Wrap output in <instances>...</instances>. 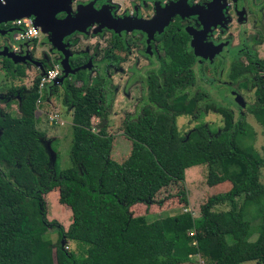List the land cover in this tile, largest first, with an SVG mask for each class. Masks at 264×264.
Returning <instances> with one entry per match:
<instances>
[{
  "label": "trees",
  "instance_id": "trees-1",
  "mask_svg": "<svg viewBox=\"0 0 264 264\" xmlns=\"http://www.w3.org/2000/svg\"><path fill=\"white\" fill-rule=\"evenodd\" d=\"M174 42L170 53L176 61L163 88L152 87L150 104L137 119L125 122L124 136L132 149L123 161L114 158L116 137L108 130L113 90L104 89L105 81L92 79L84 69L74 81L64 82L62 101L73 108L72 165L66 169H58L57 160L52 163L43 141L46 133L38 127L42 74L30 86L16 85L18 73L5 58L12 82L8 90L20 95V114L5 109L11 101L1 94L0 264H184L198 254L202 264H264V156L253 143L256 131L243 111L236 114L209 102L205 109L216 108L224 125L213 130L201 124L181 132L178 117L197 118L203 108L201 95H180L194 80L188 71L193 56ZM72 61L79 64L80 59ZM44 64L46 71L51 69ZM239 69L236 63L235 78ZM252 84L256 98L247 110L264 131V77L252 79ZM59 88L54 84L52 90ZM201 164L220 171L219 177L210 172L211 186L230 181L232 187L209 197L200 215L194 209V215L180 211L150 221L148 214L133 212L135 206H163L174 199L189 208L186 170ZM173 188H179L177 195ZM166 190L171 193L159 200ZM51 191L73 213L68 229L48 218ZM219 205L229 208L217 210ZM73 242L78 249L70 247Z\"/></svg>",
  "mask_w": 264,
  "mask_h": 264
},
{
  "label": "flooded vegetation",
  "instance_id": "flooded-vegetation-1",
  "mask_svg": "<svg viewBox=\"0 0 264 264\" xmlns=\"http://www.w3.org/2000/svg\"><path fill=\"white\" fill-rule=\"evenodd\" d=\"M192 10L196 13L190 14ZM24 13H32L43 34L49 29L58 39L65 33L62 43L72 53V68L87 65L84 70L90 77L105 81L104 89L111 88L114 96L127 87L129 94L133 87H139L131 119H137L150 104L152 87L163 88L170 65L176 61L170 53L176 40L184 54L188 50L193 56L188 71L193 72L194 80L180 95H201L199 104L204 102V109L208 101L217 104L219 100L235 111L231 99H243L256 91L252 79L264 77V0H0V50L7 47L20 59L15 62L0 56V71L7 76L5 58H9L17 80L25 79L28 72L34 74V67L42 74L45 62L50 66L59 63L62 73L58 78L65 75V55L51 39L42 59L36 57L39 44L35 39L16 40L22 26L15 24V17ZM27 54L29 60H21ZM77 56L79 64L72 61ZM236 63L240 69L235 78ZM252 65L256 66L253 71ZM75 75L70 73L59 84L62 94L64 82L74 81ZM179 76H185L184 68ZM169 90L165 91L167 96ZM4 94L20 103L16 92L7 90Z\"/></svg>",
  "mask_w": 264,
  "mask_h": 264
},
{
  "label": "rangeland",
  "instance_id": "rangeland-1",
  "mask_svg": "<svg viewBox=\"0 0 264 264\" xmlns=\"http://www.w3.org/2000/svg\"><path fill=\"white\" fill-rule=\"evenodd\" d=\"M48 38L49 35L45 32L41 33V42L37 49V59H42L43 55L48 50ZM264 50V46L261 47ZM0 60V65H1ZM1 67V66H0ZM35 70V71H34ZM34 74H30L28 72L25 79L15 80L14 83L16 85H26L30 86L34 80L35 74H41L39 67H34ZM33 73V72H32ZM208 73V72H207ZM11 78L4 75L3 70L0 71V94H4L7 92L9 85L11 84ZM115 83H118V80H115ZM124 84V82H121ZM8 85V86H7ZM115 85V84H114ZM7 86V87H6ZM54 85L48 87V90H44V96L42 97V103L40 104L39 109L37 110V116L40 121L38 127L45 131L44 143L47 147L49 153H51L53 159L55 158L57 162L58 169H66L72 165L71 161V147L73 143V108L67 107L62 101V91L59 88L58 92L53 91ZM129 88V89H128ZM126 90V88H125ZM121 91L119 94L114 96V101L111 104L110 114L108 116V125H109V133L113 134L116 137L115 147H114V158L118 161H123L131 152L132 149V141L128 140L124 136V127L126 119L135 114L136 106H137V95L140 94L139 87H133L131 94ZM130 90V87H127V92ZM48 95V96H47ZM256 94L255 90H252L250 93L246 94L243 99L246 102V106H243L237 99H231L233 101V105L235 108L236 114H238L239 109H241L244 113H246L247 120L254 127L256 131V136L253 141L256 149L260 151V153L264 156V131L262 126L256 121L254 116L250 114L247 110L250 104L255 102ZM217 101V100H216ZM210 102V101H208ZM218 103L214 102L216 105H222V103L218 100ZM18 101L11 100V103L8 106H5V109L10 110L13 114L19 115V105ZM204 103V102H203ZM203 103L200 105L202 106ZM199 117L195 118L191 115H182L178 117V126L182 133L187 134L190 130L194 129L197 125H207L213 130H217L218 128L224 125L222 115L217 111L216 108L205 110L204 106H202ZM58 114L61 121L51 124L50 115ZM98 121V120H96ZM97 127H95L96 129ZM215 171L214 176L219 177V169L217 167H211L207 164L196 165L188 168L186 170V190L187 196L190 200L189 207L193 210L197 211L196 213L200 215L201 213V205L205 203L209 197L214 194L224 192L228 190V187H232V183L227 181L225 183L217 184L211 186L209 183L210 172ZM261 180L264 183V167L261 171ZM181 189L185 190V187H181ZM176 195L179 188H173ZM167 193H171L170 190H166V192H161L158 199H162L166 196ZM48 200V218L50 220H56L60 222L65 229H68L73 222V213L64 207L58 198L57 191H51L47 196ZM136 205H142L136 204ZM228 205H219L216 207L217 210H225L228 209ZM179 210L184 211V207L178 201V199H174L166 202L163 206H159V204L147 206H135L133 208V212L136 214H148V220L152 221L157 218L168 216L169 214H175ZM256 224V222L254 221ZM253 223V225H254ZM52 233V234H51ZM50 233L51 237L54 239H58L56 236V232L53 231ZM257 238L255 234L252 239ZM70 244V243H69ZM67 247V246H66ZM69 247V246H68ZM67 247V248H68ZM72 249H78L77 243L70 244ZM199 255L194 256L192 262L184 263V264H200ZM238 264H259L257 260H249L243 261Z\"/></svg>",
  "mask_w": 264,
  "mask_h": 264
},
{
  "label": "built area",
  "instance_id": "built-area-1",
  "mask_svg": "<svg viewBox=\"0 0 264 264\" xmlns=\"http://www.w3.org/2000/svg\"><path fill=\"white\" fill-rule=\"evenodd\" d=\"M15 24L22 26L16 34V40H28V39H37V43L40 44L41 42V29L35 25V20L32 16H26L15 20ZM62 73V68L59 63L52 65L51 69L47 70L46 72L42 73V77L39 84L40 90V97L37 101L38 109L40 104L42 103V97L44 96V90L48 85H51L55 82L59 75ZM61 119L58 114H51L50 115V122L51 124L60 122ZM95 129V128H94ZM184 211H190L192 214H195V211L192 208H185ZM191 235H194V232H191ZM197 242L194 241V244ZM68 247V246H67ZM200 257V264L203 263L201 259V255L198 254Z\"/></svg>",
  "mask_w": 264,
  "mask_h": 264
},
{
  "label": "water",
  "instance_id": "water-1",
  "mask_svg": "<svg viewBox=\"0 0 264 264\" xmlns=\"http://www.w3.org/2000/svg\"><path fill=\"white\" fill-rule=\"evenodd\" d=\"M172 12H173V10H172ZM193 12H194V10L190 11V14L193 13ZM194 13H196V12H194ZM26 16H32V13L20 14V15H18L15 18L19 19V18L26 17ZM82 19H83V17L82 18H78V20H75V23L79 24L82 21ZM8 20H10V19H4L3 21H8ZM64 22H66V21H64ZM76 24H75V26H76ZM35 25L37 27H39L40 23L37 20H35ZM79 28H81V27H79ZM45 32L49 35L51 41H53V43L58 47V49L61 50L64 53V55H65L64 59L62 60L63 71H64L65 75L62 76L61 78L56 79L55 82H54L55 85L56 84H61L64 81V78L66 76H68L70 73H73V74L77 73L79 70L85 69L87 67V65H83V66H78L76 68H72V66L70 65L69 57L72 55V53H70L68 51V49H66V45H64L62 43V38L65 35V33L64 34H60L58 39H57V34L55 35V33H53L51 30L45 29ZM53 35H54V37H53ZM194 42H195V39H194ZM198 54H199V52H198ZM0 56H7L9 58H12L15 62H18L20 60V59L17 58L18 55H15L13 52H10L7 47H5L4 49L0 50ZM23 59L29 60V54H27L25 57L21 58V60H23ZM33 62H36L39 65L41 64L38 60L37 61L33 60ZM0 97H1V94H0ZM237 100L243 106H246V102L244 101V99H242L241 97H237ZM50 157H51L52 163L54 164L56 159L55 158L53 159L51 153H50Z\"/></svg>",
  "mask_w": 264,
  "mask_h": 264
},
{
  "label": "crops",
  "instance_id": "crops-1",
  "mask_svg": "<svg viewBox=\"0 0 264 264\" xmlns=\"http://www.w3.org/2000/svg\"><path fill=\"white\" fill-rule=\"evenodd\" d=\"M181 210H179L178 212H180ZM178 212H176V213H178Z\"/></svg>",
  "mask_w": 264,
  "mask_h": 264
}]
</instances>
